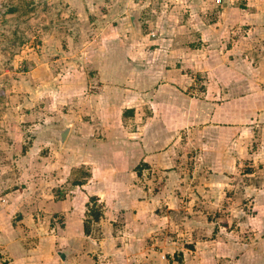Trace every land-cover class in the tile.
<instances>
[{"label": "rangeland", "instance_id": "rangeland-1", "mask_svg": "<svg viewBox=\"0 0 264 264\" xmlns=\"http://www.w3.org/2000/svg\"><path fill=\"white\" fill-rule=\"evenodd\" d=\"M62 254L264 264V0H0V264Z\"/></svg>", "mask_w": 264, "mask_h": 264}, {"label": "crops", "instance_id": "crops-1", "mask_svg": "<svg viewBox=\"0 0 264 264\" xmlns=\"http://www.w3.org/2000/svg\"><path fill=\"white\" fill-rule=\"evenodd\" d=\"M190 109H191V107H189ZM190 109H185L184 111L186 112V110L188 111V113H190V114H187V117H188V119H190L191 118V110ZM195 111V110H194ZM106 113V112H105ZM224 113V112H223ZM218 114H222V110H219V112H218ZM192 117H196V116H192ZM105 118H107V117H105ZM107 119H111V117H108ZM109 139H111V138H109ZM115 142H117V141H115ZM115 142H112L111 144H113V143H115ZM109 143H110V140H108L107 141V145H109ZM118 143H119V145H121L122 147H123V149H128V150H131L133 153H132V155H134L135 154V152L137 151H139V147H140V149H142V151H144L143 150V148H142V144H141V142L140 141H135V142H130V141H128L127 139H121V140H119L118 141ZM136 143L139 145H136ZM132 148H135V149H132ZM147 159V157L145 158L143 155L141 156V157H135V158H133V160H135V162L133 163V165H135V164H137L140 160H144V161H147L146 160ZM85 230V229H84ZM86 233V232H85ZM84 255H86V254H84ZM61 256H63V257H61L62 258V260H63V263L65 264V261H64V254H62ZM87 256V255H86ZM82 257H84V256H82ZM193 263V262H192Z\"/></svg>", "mask_w": 264, "mask_h": 264}, {"label": "trees", "instance_id": "trees-1", "mask_svg": "<svg viewBox=\"0 0 264 264\" xmlns=\"http://www.w3.org/2000/svg\"><path fill=\"white\" fill-rule=\"evenodd\" d=\"M131 111H133V110H131ZM107 145V144H106ZM109 148H112L113 146H112V144H111V141H110V143H109V145H107ZM144 165H147L146 164V162L144 161V160H140L139 161V164H137L136 166H135V170L138 172V174H141L142 173V169L144 168V167H146V166H144ZM78 184H81V183H83L82 181H79V182H77ZM98 199H100V197L99 196H95V195H92V196H90V200L91 201H93V200H98ZM91 214H90V218H87L86 220H85V222H84V229H85V232H89V230H90V228H89V220H98V219H100V217H101V215H102V213H101V211L100 210H96L95 208H92L91 209V212H90Z\"/></svg>", "mask_w": 264, "mask_h": 264}, {"label": "water", "instance_id": "water-1", "mask_svg": "<svg viewBox=\"0 0 264 264\" xmlns=\"http://www.w3.org/2000/svg\"><path fill=\"white\" fill-rule=\"evenodd\" d=\"M68 131H69V126L62 130V132H61V140H63L65 138V136L68 133Z\"/></svg>", "mask_w": 264, "mask_h": 264}, {"label": "built area", "instance_id": "built-area-1", "mask_svg": "<svg viewBox=\"0 0 264 264\" xmlns=\"http://www.w3.org/2000/svg\"><path fill=\"white\" fill-rule=\"evenodd\" d=\"M217 2H221V0H217Z\"/></svg>", "mask_w": 264, "mask_h": 264}]
</instances>
